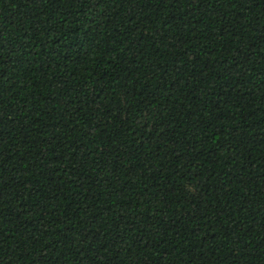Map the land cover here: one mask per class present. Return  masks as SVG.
<instances>
[{
  "label": "trees",
  "instance_id": "obj_1",
  "mask_svg": "<svg viewBox=\"0 0 264 264\" xmlns=\"http://www.w3.org/2000/svg\"><path fill=\"white\" fill-rule=\"evenodd\" d=\"M0 264H264V0H0Z\"/></svg>",
  "mask_w": 264,
  "mask_h": 264
}]
</instances>
